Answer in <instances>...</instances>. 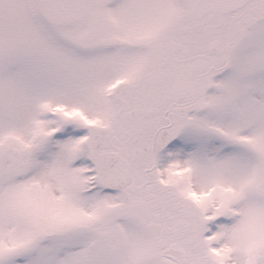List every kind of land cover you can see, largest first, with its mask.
Masks as SVG:
<instances>
[{"label": "snow or ice", "instance_id": "6c2138e0", "mask_svg": "<svg viewBox=\"0 0 264 264\" xmlns=\"http://www.w3.org/2000/svg\"><path fill=\"white\" fill-rule=\"evenodd\" d=\"M0 264H264V0H0Z\"/></svg>", "mask_w": 264, "mask_h": 264}]
</instances>
